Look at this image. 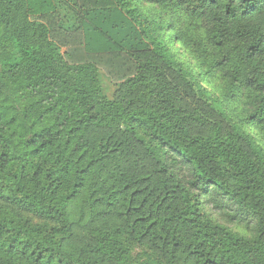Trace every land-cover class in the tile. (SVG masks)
I'll return each mask as SVG.
<instances>
[{
	"label": "trees",
	"instance_id": "trees-1",
	"mask_svg": "<svg viewBox=\"0 0 264 264\" xmlns=\"http://www.w3.org/2000/svg\"><path fill=\"white\" fill-rule=\"evenodd\" d=\"M76 1L0 0V264H264V0Z\"/></svg>",
	"mask_w": 264,
	"mask_h": 264
},
{
	"label": "rangeland",
	"instance_id": "rangeland-1",
	"mask_svg": "<svg viewBox=\"0 0 264 264\" xmlns=\"http://www.w3.org/2000/svg\"><path fill=\"white\" fill-rule=\"evenodd\" d=\"M55 4L57 6V12L59 14V23L58 25L62 28V29H72L74 28L79 22H78V4L76 0H55ZM141 6L145 7L146 11H153L154 9L151 7V5L146 4L144 2L140 3ZM150 15V14H148ZM182 17L181 19H185L183 14H181ZM171 14H168V16H166L164 19H169V17H171ZM184 20V22H185ZM172 53H173V59H175L176 61H188V55L185 54L183 52V48L182 45L180 43H173L172 45ZM142 62H145L144 60H142ZM190 65V64H189ZM98 79L100 81V84L102 86V90L103 93L105 95V97L109 100H114L115 98H117V93H118V89L120 86V83H116L114 80H112L103 69H100L98 72ZM163 82L166 83L168 85V89L170 91V94L175 96L177 98V100H180L181 105L183 107L186 108H192L194 111H199L198 108V101L197 98L192 96V95H188L186 91H184V89L180 86H178L175 83V80L173 78V76L171 75L170 71H166V74L163 76ZM219 83V84H218ZM220 81H216L214 85H220ZM203 87L208 91V94H210L211 96L215 97H219L220 100V104L221 106H223L224 108L227 109V111L232 114V116L237 115L240 112V106L238 103L236 102H229L227 104V101H225L224 99H222L221 97V91L217 90L216 87H214V85H209V84H205L202 83ZM212 121V118H209V121ZM208 128V125L206 124L205 126H196L194 127L193 131H199V132H204L206 129ZM214 220L217 221L218 223H220L222 226H225L226 228H228L229 230H231L232 232L239 234V235H249L247 229H245L243 226L240 225H236V224H232L229 223L227 221H221L219 218L214 217ZM142 251L143 249L139 246H135L132 250H131V256L133 258L134 261H137V259L140 260H144V256L142 255Z\"/></svg>",
	"mask_w": 264,
	"mask_h": 264
}]
</instances>
